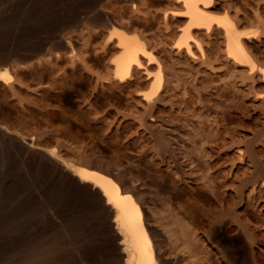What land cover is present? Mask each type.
I'll return each mask as SVG.
<instances>
[{
	"label": "rangeland",
	"instance_id": "374dc122",
	"mask_svg": "<svg viewBox=\"0 0 264 264\" xmlns=\"http://www.w3.org/2000/svg\"><path fill=\"white\" fill-rule=\"evenodd\" d=\"M94 1L0 0V53L45 45L31 61L12 59L9 86L0 80V264L49 249L73 264L78 243L88 252L101 247L98 215L73 176L85 166L121 178L137 197L141 189L168 264H264L261 75L228 57L216 23L193 30L192 53L179 49L189 20L177 0ZM206 10L251 34L248 51L264 68V0H217ZM96 14L108 17L109 28L92 23ZM114 25L140 36L155 59L142 58L144 67L124 81L114 75L117 39L106 41ZM158 72L163 83L146 101Z\"/></svg>",
	"mask_w": 264,
	"mask_h": 264
},
{
	"label": "bare ground",
	"instance_id": "6f19581e",
	"mask_svg": "<svg viewBox=\"0 0 264 264\" xmlns=\"http://www.w3.org/2000/svg\"><path fill=\"white\" fill-rule=\"evenodd\" d=\"M84 1V0H83ZM94 1V0H93ZM98 1V0H95ZM94 1V2H95ZM178 2L182 3L184 10L181 11L180 13H182L184 16H186L188 18V24L184 30L183 33V37L182 39L179 41L178 44V48L182 49L184 48L185 51L187 50V52H191V44L192 42H190L189 40L193 37V30H198V29H206L207 31H210L211 29H213V24L216 23L217 25L220 26V28H222V30L224 31L223 34H225V40H226V49H227V55L229 58H231L234 62L241 64V66L245 65V67H247V71L250 74V76H254L255 74H260L262 79L264 80V68L262 67L263 65L259 66V62L257 63L256 59H254L249 51H248V42L246 41V38L248 39V37L251 35L249 33L246 32H242L238 30V25L233 21L228 19V17H214L213 15L209 14L210 12L207 11L206 9L211 8L215 5V3L217 2V0H177ZM76 2V1H75ZM91 2V1H90ZM100 2V1H98ZM96 2V3H98ZM78 3V1H77ZM76 3V5H77ZM89 3V2H88ZM90 5V4H89ZM94 5V4H92ZM91 5V6H92ZM96 5V4H95ZM88 6V5H87ZM81 7V6H80ZM86 7V6H84ZM90 6H88V9ZM94 7V6H93ZM92 7V8H93ZM96 7V6H95ZM87 8V7H86ZM91 8V9H92ZM97 8V7H96ZM81 10V9H80ZM210 10V9H209ZM45 11V10H44ZM48 11V10H47ZM99 12V11H98ZM47 13V12H46ZM105 15H107L105 13ZM105 15L103 16H96L95 18H91L92 23L95 22L97 26H101V27H106L108 25L109 19L108 17H106ZM77 16V15H76ZM94 17V16H93ZM77 18V17H76ZM80 18V16L78 17ZM78 18L76 19V21L78 20ZM82 18V17H81ZM110 18V17H109ZM75 19V18H74ZM84 19V18H83ZM67 20V19H66ZM81 20V19H80ZM69 22V20H67ZM75 21V20H74ZM63 22V21H62ZM78 22V21H77ZM65 24V21L63 22ZM72 22H70L71 24ZM91 23V24H92ZM74 24V23H73ZM77 24V23H76ZM79 24V23H78ZM88 24H90V22H88ZM113 24V23H111ZM66 25V24H65ZM216 25V26H217ZM115 26V25H114ZM68 27V26H67ZM73 27V25H72ZM108 27V26H107ZM64 28V27H63ZM96 28V27H95ZM100 28V27H99ZM109 28V27H108ZM203 29V30H204ZM205 30V31H206ZM112 33L110 34L111 36L108 37V39L106 41L111 42L113 38L117 39L116 42V47L118 46L121 50H120V54L119 56H117L114 59V65H115V76L117 77V79H119L120 81H124L127 78L131 77L132 72L136 69V68H142L144 67V64L142 62V58H145L147 60V62H152L154 61V55L152 54V50L149 48V46L147 47V43H145L142 38H140V36L136 35V34H130L128 32H126L123 29H120L119 27H112ZM193 32V33H192ZM61 33V32H60ZM195 36V35H194ZM196 37V36H195ZM194 38V37H193ZM55 39V37H54ZM196 39V38H195ZM250 39V37H249ZM197 42L194 40L195 43L198 44L197 47H199V43H201L200 40L196 39ZM53 41V40H52ZM66 41V40H65ZM116 41V40H115ZM114 41V42H115ZM193 41V40H192ZM67 42V41H66ZM72 42V41H71ZM193 42V44H194ZM49 43V42H48ZM70 44V42H68ZM45 44V43H44ZM47 44V43H46ZM52 44V43H51ZM58 44V43H56ZM60 44V42H59ZM64 43H61L60 46H62ZM73 44V43H71ZM36 46V45H35ZM45 46V45H42ZM42 46H36V47H30V49L25 50L24 49V53H22L21 55H18V53L13 52V51H7L6 49L2 50L0 53V67L4 68L2 69L3 71L0 72V80L4 81L5 84H8V86L10 85L11 79L12 81L15 79H13L12 77H9L8 73L9 71L6 73L5 72V68H7L8 66L13 65L12 64V59L14 57H18V59L20 58L22 61H31V59L41 56L44 54V48ZM58 45H55V47ZM64 46V45H63ZM73 47V45H70ZM196 46V44H195ZM201 46L202 43H201ZM67 47V46H66ZM25 48V47H24ZM62 48V47H61ZM68 48V47H67ZM150 50H149V49ZM1 49V48H0ZM20 48H18L19 50ZM57 49V47H56ZM59 49V47H58ZM178 49V50H179ZM203 49V48H202ZM200 48V50H202ZM17 50V49H16ZM22 50V48H21ZM20 50V51H21ZM69 50V49H68ZM250 50V49H249ZM15 51V50H14ZM74 51V50H73ZM181 51V50H180ZM193 52V51H192ZM191 52V53H192ZM20 54V53H19ZM22 65V64H21ZM161 71V69H160ZM162 72V71H161ZM159 73V74H158ZM157 73V78H155V83L153 84V86L151 85L152 90L150 92V90L148 91V93L146 94L145 99L146 101H151L154 100L155 98L153 97V95L156 93V90L159 88L161 81V74L160 72ZM163 76V75H162ZM163 79V78H162ZM16 81V80H15ZM14 82V81H13ZM163 83V82H162ZM252 88V87H251ZM158 91V90H157ZM155 96V95H154ZM262 100L264 102V93L261 94ZM154 98V99H153ZM152 115H150L151 117ZM153 119V117H152ZM160 135V134H159ZM162 135V134H161ZM164 139V138H163ZM166 140V138L164 139ZM161 141V140H160ZM168 141V140H167ZM166 142V141H165ZM164 142V143H165ZM201 145V144H200ZM168 146V145H167ZM205 146V145H204ZM195 151V150H194ZM201 152V150H200ZM201 154V153H200ZM203 154V153H202ZM217 154V153H216ZM186 155V154H185ZM191 155V154H190ZM175 156V155H174ZM193 156V155H192ZM204 156V155H203ZM195 157H197L195 155ZM199 158H202L199 156ZM204 158V157H203ZM202 158V159H203ZM206 158V157H205ZM204 158V160H205ZM199 159V160H200ZM195 161V160H194ZM216 161V160H215ZM189 162V161H188ZM196 162V161H195ZM200 162V161H199ZM191 163V161H190ZM202 163V161L200 162ZM204 163V162H203ZM202 163V164H203ZM210 163V162H209ZM76 165V164H75ZM84 166V165H83ZM203 167V166H202ZM212 167V166H211ZM97 168V167H96ZM196 168V167H195ZM207 168V167H206ZM205 168V169H206ZM100 170L94 169V168H89V167H81L78 168L76 170V173L73 174V176H75L76 182H77V186L81 189L82 192H84L86 195V206L97 213L98 215V222H97V231L98 234L100 236V238L103 241V244L101 245L100 248H97L96 250L93 249L92 251H87L83 248V246H81L80 243H76V248L75 250L77 251V255L75 254L76 259L75 262L73 264H168L169 260H166L165 257L163 256V254L161 253V248L159 247V241H157L156 239V235H155V230H154V226H152L149 222H148V215L147 212L145 211V209H143L145 206L142 205L143 203H141V201L143 200V197L141 196V189L140 191H138V193L140 192L139 197H137L133 191L128 192L127 189H124L120 182L121 181L119 178H115L113 177L109 171H103V169L101 170V168H99ZM171 169V168H170ZM197 169V168H196ZM209 169V168H208ZM188 170V168H187ZM201 170V168H200ZM64 172V171H63ZM66 172V171H65ZM198 172V171H197ZM203 173H205L202 170ZM259 172V171H258ZM192 173V172H191ZM207 173V172H206ZM69 174V173H68ZM192 175V174H191ZM204 175V174H203ZM72 176V177H73ZM206 176V175H205ZM208 177V176H207ZM68 179L70 177H67ZM72 179V178H70ZM119 179V180H117ZM206 179V178H205ZM62 180V179H61ZM188 180V179H187ZM203 180V179H201ZM48 181V180H47ZM63 181V180H62ZM66 181V180H65ZM68 181V180H67ZM123 181V180H122ZM126 180L124 179V182ZM254 182V181H253ZM127 183V182H126ZM166 183V181L164 182ZM210 183V182H209ZM65 184V183H64ZM72 184V183H71ZM75 184V183H74ZM123 184V183H122ZM128 184V183H127ZM167 184V183H166ZM203 184V183H202ZM214 184V183H212ZM59 185V184H58ZM76 185H74L76 187ZM126 185V184H125ZM124 185V186H125ZM50 186V185H49ZM73 186V188H74ZM161 186V185H160ZM201 186V185H200ZM215 186V185H214ZM63 187V186H62ZM198 187V186H197ZM210 187V186H209ZM223 187V186H222ZM264 187V186H263ZM135 191L138 190V188ZM196 188V187H195ZM203 188V187H201ZM214 188V187H213ZM49 189V188H48ZM66 189V188H65ZM71 189V188H70ZM78 189V190H80ZM130 189V188H129ZM199 190V188H197ZM211 189V187H210ZM233 189V188H232ZM58 190V189H57ZM69 190V189H68ZM195 190V189H194ZM215 190V189H214ZM55 191V190H54ZM64 191V190H63ZM62 191V192H63ZM70 191V190H69ZM68 191V192H69ZM73 191V190H71ZM70 191V192H71ZM144 191V190H143ZM200 191V190H199ZM203 191V190H202ZM201 191V192H202ZM205 191V190H204ZM219 191V190H218ZM235 191V190H234ZM45 192V191H44ZM49 192V191H48ZM47 192L48 196L49 193ZM53 192V191H52ZM133 194H132V193ZM163 192V190H162ZM198 192V191H196ZM208 192V191H207ZM31 193V192H30ZM54 193V192H53ZM233 193V192H232ZM32 194V193H31ZM75 194V193H74ZM80 194V191H79ZM200 194V193H199ZM202 194V193H201ZM200 194V195H201ZM221 194V193H220ZM239 194V193H238ZM38 195V194H37ZM46 195V194H45ZM56 195V194H55ZM219 195V194H218ZM40 196V195H39ZM38 196V198H39ZM44 196V195H43ZM53 196V195H52ZM66 196V195H65ZM69 196V195H68ZM75 196V195H74ZM158 196V195H157ZM216 196V195H215ZM220 196V195H219ZM223 196V195H222ZM31 197V195H30ZM29 197V198H30ZM169 197V196H168ZM209 197V195H208ZM231 197V196H229ZM59 198V197H57ZM74 198V197H72ZM79 198V197H78ZM81 198V197H80ZM139 198H142L139 199ZM145 198V197H144ZM222 198V197H221ZM220 198V199H221ZM242 198V197H240ZM41 199V198H40ZM39 199V200H40ZM43 199V197H42ZM63 199H65L63 197ZM69 199V197H68ZM82 199V198H81ZM214 199V198H213ZM219 199V200H220ZM232 199V198H230ZM229 199V200H230ZM236 199V198H234ZM28 200V199H27ZM74 200V199H71ZM141 200V201H140ZM203 200V199H202ZM215 200V199H214ZM227 200V199H226ZM41 201V200H40ZM52 201V200H51ZM62 201V198L61 200ZM83 201V200H82ZM31 202L28 201V203ZM54 202V200H53ZM59 202V201H58ZM38 203V202H37ZM70 203V202H69ZM78 203V202H77ZM239 203V202H238ZM33 205V204H30ZM69 205V204H68ZM169 205V204H168ZM226 206V203L224 204ZM34 206V205H33ZM147 206V205H146ZM51 207V206H50ZM62 207V206H61ZM227 207V206H226ZM53 208V207H52ZM49 209V208H48ZM47 209V210H48ZM57 209V207H56ZM61 209V208H60ZM53 210V209H52ZM58 210V209H57ZM63 210V208H62ZM75 210V208H74ZM84 210V208L82 209ZM28 211V210H27ZM56 211V210H55ZM145 211V212H144ZM42 212V211H41ZM74 212V211H73ZM185 212V211H184ZM231 212V211H230ZM158 213V211H157ZM46 214V213H45ZM54 214V213H53ZM57 214V213H56ZM72 214V213H71ZM162 214V213H161ZM229 214V213H228ZM249 214V213H248ZM43 215V214H42ZM41 215V216H42ZM185 215V214H184ZM183 215V216H184ZM187 215V214H186ZM185 215V217H186ZM226 215V214H225ZM49 216V215H47ZM51 216V215H50ZM57 216V215H56ZM76 216V215H75ZM241 216V215H240ZM243 216V215H242ZM245 216V215H244ZM55 217V216H54ZM160 217V215H159ZM53 218V216H52ZM51 217L50 219L53 220ZM80 218V217H79ZM84 218V217H83ZM211 218V217H210ZM213 218V217H212ZM242 218V217H241ZM244 218V217H243ZM50 219H48V221H50ZM58 219V218H56ZM65 219V218H64ZM86 219V218H85ZM62 220V219H61ZM80 220V219H79ZM78 220V221H79ZM89 220V219H88ZM229 221V219H227ZM245 220V219H244ZM59 221V220H58ZM188 221V220H187ZM207 221V220H205ZM214 221V220H213ZM30 222V220H29ZM55 222V221H54ZM53 222V223H54ZM73 222V221H72ZM80 222V221H79ZM189 222V221H188ZM194 222V221H192ZM211 222V221H210ZM209 222V223H210ZM46 223V222H45ZM44 223V224H45ZM48 223V222H47ZM67 223V222H66ZM63 223V224H66ZM84 223V222H83ZM86 223V222H85ZM88 223V222H87ZM152 223V221H151ZM163 223V222H162ZM179 223V222H178ZM212 223V222H211ZM232 223V222H231ZM235 223V222H234ZM29 224V223H28ZM49 224L51 225V222H49ZM76 224V223H75ZM90 224V223H89ZM190 224L192 225V223L190 222ZM195 224V223H194ZM203 224V223H202ZM233 224V223H232ZM43 225V223H42ZM60 224L57 225V227ZM69 225V224H67ZM94 225V224H93ZM95 225V226H96ZM219 225V224H218ZM231 225V224H230ZM31 226V224H30ZM34 226V225H33ZM45 226V225H44ZM53 226V225H52ZM62 226V225H61ZM189 228L191 229L192 226L190 227V225H188ZM209 226V225H207ZM206 226V228H207ZM235 226V225H233ZM232 226V227H233ZM237 226V225H236ZM253 226V225H252ZM54 227V226H53ZM60 227V226H59ZM173 227V225H172ZM195 227V226H194ZM202 227V225H201ZM205 227V226H204ZM224 227V226H223ZM29 228V227H27ZM38 228V227H37ZM41 228V227H40ZM48 228V227H47ZM50 228V227H49ZM85 228V227H84ZM83 228V229H84ZM260 228V227H259ZM63 229V228H62ZM66 229V228H65ZM71 229V228H70ZM195 229V228H193ZM236 229V228H235ZM43 230V229H42ZM50 230V229H49ZM48 230V231H49ZM58 230V229H57ZM72 230V229H71ZM78 230V229H77ZM76 230V231H77ZM87 230V229H86ZM214 230V229H213ZM219 230V227H218ZM47 231V230H45ZM64 231V230H63ZM74 231V230H73ZM89 231V230H88ZM173 232V231H172ZM228 234L229 230H227ZM30 233V232H29ZM49 233V232H48ZM57 233V232H56ZM59 233V232H58ZM66 233V232H64ZM72 233V231H71ZM158 233V231L156 232ZM187 233V232H185ZM215 233V232H214ZM223 233V231H222ZM43 234V233H42ZM74 234V233H73ZM174 234V233H173ZM224 234V233H223ZM226 234V233H225ZM31 235V234H30ZM56 235V234H55ZM62 235V234H61ZM77 235V234H75ZM85 235V233H84ZM97 235V234H96ZM95 235V236H96ZM186 235V234H185ZM190 235V234H189ZM198 235V234H197ZM82 236V235H81ZM94 236V237H95ZM159 236V234L157 235ZM188 236V234H187ZM219 236V234H218ZM30 237V236H29ZM176 237V236H175ZM186 237V236H185ZM54 238V237H53ZM57 238V237H56ZM86 238H88L86 236ZM182 238V237H181ZM187 238V237H186ZM191 238V237H190ZM222 238V237H221ZM233 238V237H232ZM38 239V237H37ZM55 239V238H54ZM59 242H60V238ZM57 239V240H58ZM71 239V238H70ZM69 239V240H70ZM81 239V237L79 238ZM78 239V241H79ZM160 239V238H159ZM177 239V238H176ZM175 239V240H176ZM185 239V238H182ZM217 239V237H216ZM56 240V241H57ZM66 240H67V236H66ZM72 240V239H71ZM70 240V241H71ZM77 240V239H76ZM86 240V239H85ZM93 240V239H92ZM219 240V239H218ZM217 240V241H218ZM222 240V239H221ZM226 240V238H225ZM74 241V240H72ZM87 241V240H86ZM85 241V242H86ZM183 241V240H182ZM181 241V242H182ZM30 242H33L32 240ZM29 242V243H30ZM58 242V243H59ZM76 242V241H75ZM74 242V243H75ZM81 242V241H79ZM177 242V241H176ZM186 242V240H185ZM230 242V241H229ZM45 243V242H44ZM57 243V242H56ZM68 243V241H67ZM73 243V242H72ZM82 243V242H81ZM88 243V242H87ZM86 243V244H87ZM184 243V241H183ZM60 244V243H59ZM70 244V242H69ZM69 244L67 245L69 247ZM85 244V247H86ZM95 244V243H94ZM93 244V245H94ZM179 244V243H178ZM214 244V243H213ZM42 245V244H41ZM52 245V244H51ZM50 245V246H51ZM89 245V243H88ZM87 245V247H88ZM184 245V244H182ZM180 245V246H182ZM225 245V244H224ZM234 245V244H233ZM232 245V246H233ZM38 246V245H37ZM217 246V245H216ZM235 246V245H234ZM49 247V245H48ZM52 247V246H51ZM95 247V246H94ZM236 247V246H235ZM34 248V246H33ZM32 248V249H33ZM38 248V247H37ZM50 248V247H49ZM55 248V246L53 247ZM57 248V247H56ZM70 248V247H69ZM72 248V247H71ZM70 248V249H71ZM90 248V246L88 247ZM160 248V249H159ZM172 248V247H171ZM40 249V248H39ZM43 249V248H42ZM52 249V248H51ZM64 249V248H62ZM92 249V248H91ZM238 249V248H237ZM41 250V249H40ZM47 250V249H46ZM53 250V249H52ZM52 250H48L47 252H45L41 257L36 256L35 254H33L35 252V250L33 252L30 251V254L28 256V258L21 262L20 264H34L36 259H41L44 263L46 264H64L62 263V261H59L58 257L54 256V253ZM69 252V249H67ZM74 250V251H75ZM194 250V249H193ZM239 250V249H238ZM173 251V250H172ZM195 251V250H194ZM198 251V250H197ZM203 251V250H202ZM62 252V251H61ZM168 252V251H167ZM171 252V251H170ZM175 252V251H174ZM235 252V249H234ZM237 252V250H236ZM239 252V251H238ZM73 253V252H72ZM75 253V252H74ZM40 254V253H38ZM61 254V253H60ZM71 254V253H70ZM171 254V253H170ZM174 254V253H173ZM204 254V253H203ZM229 254V253H228ZM238 254V253H236ZM235 254V256H236ZM67 255V254H65ZM168 255V253L166 254V256ZM196 255V254H195ZM74 256V254H73ZM74 256V257H75ZM169 256V255H168ZM242 256V255H241ZM63 257V256H62ZM69 257V256H67ZM70 257L72 258V254L70 255ZM195 257V256H194ZM169 258V257H167ZM25 259V258H24ZM70 259V258H69ZM73 259V258H72ZM240 259V258H239ZM65 260V258H64ZM67 260V258H66ZM74 260V259H73ZM41 261V263H42ZM173 261V260H172ZM67 262H72V261H67ZM174 262V261H173ZM244 262V261H243ZM40 263V262H39ZM38 263V264H39ZM227 263V262H226ZM17 264V263H16ZM67 264V263H66ZM69 264V263H68ZM215 264V263H214ZM233 264V263H231Z\"/></svg>",
	"mask_w": 264,
	"mask_h": 264
}]
</instances>
